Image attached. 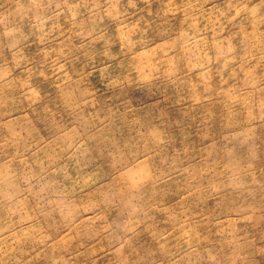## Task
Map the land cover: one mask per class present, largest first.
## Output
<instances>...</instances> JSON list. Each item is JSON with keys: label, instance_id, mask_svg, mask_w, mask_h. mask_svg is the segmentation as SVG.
<instances>
[{"label": "rangeland", "instance_id": "obj_1", "mask_svg": "<svg viewBox=\"0 0 264 264\" xmlns=\"http://www.w3.org/2000/svg\"><path fill=\"white\" fill-rule=\"evenodd\" d=\"M0 264H264V0H0Z\"/></svg>", "mask_w": 264, "mask_h": 264}]
</instances>
